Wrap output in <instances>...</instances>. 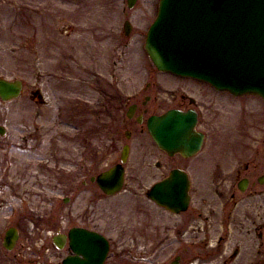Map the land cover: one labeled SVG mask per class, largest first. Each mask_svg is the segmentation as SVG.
I'll use <instances>...</instances> for the list:
<instances>
[{"label":"rangeland","instance_id":"obj_1","mask_svg":"<svg viewBox=\"0 0 264 264\" xmlns=\"http://www.w3.org/2000/svg\"><path fill=\"white\" fill-rule=\"evenodd\" d=\"M158 1L136 0L128 9L126 0H0V78L23 83L19 98L0 101L4 130L0 136V264H60L66 254L53 246L52 237L83 222L109 241L105 264H142L141 256L151 254L155 207L145 193L160 176L152 166L159 152L149 135L128 142L131 150L120 193L104 198L95 191L91 200L93 195L85 192L67 203L62 201L55 167L49 163L38 168L20 139L26 127L37 125L46 130L44 147L38 152L46 154L45 140L63 128L52 101L57 97L55 79L60 70L67 69L82 81L101 75L112 88L125 85L128 105L129 97L146 83L166 89L176 85L172 76L156 71L144 50ZM125 21L131 26L127 36ZM29 81L40 84L49 102L36 120L26 99ZM166 89L159 91V97L169 105L171 93ZM257 102L264 106L258 97ZM227 134L232 137L231 131ZM143 150L153 151L152 155L144 156ZM202 156L193 162L199 163ZM142 160L145 165L139 167ZM205 170L209 173V168ZM205 175L201 169L194 174L198 178ZM8 228L19 233L11 251L2 247Z\"/></svg>","mask_w":264,"mask_h":264},{"label":"flooded vegetation","instance_id":"obj_2","mask_svg":"<svg viewBox=\"0 0 264 264\" xmlns=\"http://www.w3.org/2000/svg\"><path fill=\"white\" fill-rule=\"evenodd\" d=\"M60 72L52 101L63 128L45 140L46 154L38 153L46 130L37 125L25 128L20 143L38 168L49 163L55 167L63 202L85 192L93 195L91 200L95 191L111 197L99 188L97 177L120 164L125 175L123 149L128 147L130 153L128 142L148 135L147 119L171 110L193 114L194 131L202 135L198 153L169 156L156 148L159 154L152 166L160 177L154 183L177 171L187 178L188 199L186 209L177 212L152 203L151 254L141 256L142 264L147 258L150 264H264V106L257 97H237L201 81L172 76L177 84L170 89L146 83L129 97L128 105L124 84L112 88L101 75L82 81L67 69ZM25 89L39 119L49 102L38 82H27ZM162 89L171 93L169 105L159 97ZM152 152L143 150L144 156ZM199 155L200 162L194 163ZM143 165L142 160L138 166ZM196 169L206 175L195 177ZM88 226L83 222L74 227L97 232ZM68 231L58 236L65 257L72 255Z\"/></svg>","mask_w":264,"mask_h":264},{"label":"water","instance_id":"obj_3","mask_svg":"<svg viewBox=\"0 0 264 264\" xmlns=\"http://www.w3.org/2000/svg\"><path fill=\"white\" fill-rule=\"evenodd\" d=\"M135 1L127 0L128 8ZM130 29L126 22V35ZM144 48L160 72L198 79L235 96L256 95L264 99V0H159ZM21 92V81L0 79L2 102L18 98ZM194 125L193 114L175 111L147 120L156 146L168 155L180 153L184 157L197 153L202 144V135L194 132ZM126 156L125 147L122 162ZM97 183L107 195L119 192L123 169L117 166L101 174ZM187 190L186 176L172 171L147 196L166 209L180 211L186 208ZM17 238V230L8 229L3 247L11 250ZM67 238L73 255L62 264H104L109 245L103 236L73 228ZM53 242L62 248L61 239L54 237Z\"/></svg>","mask_w":264,"mask_h":264},{"label":"bare ground","instance_id":"obj_4","mask_svg":"<svg viewBox=\"0 0 264 264\" xmlns=\"http://www.w3.org/2000/svg\"><path fill=\"white\" fill-rule=\"evenodd\" d=\"M165 179V178H164Z\"/></svg>","mask_w":264,"mask_h":264}]
</instances>
